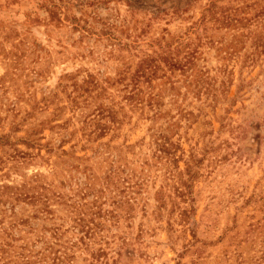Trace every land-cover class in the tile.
<instances>
[{
  "label": "rangeland",
  "instance_id": "1",
  "mask_svg": "<svg viewBox=\"0 0 264 264\" xmlns=\"http://www.w3.org/2000/svg\"><path fill=\"white\" fill-rule=\"evenodd\" d=\"M0 264H264V0H0Z\"/></svg>",
  "mask_w": 264,
  "mask_h": 264
}]
</instances>
